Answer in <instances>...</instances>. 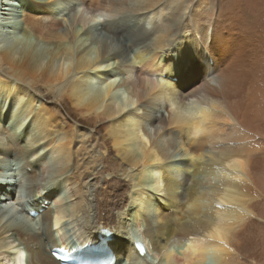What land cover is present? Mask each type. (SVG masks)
<instances>
[{"label": "bare ground", "instance_id": "1", "mask_svg": "<svg viewBox=\"0 0 264 264\" xmlns=\"http://www.w3.org/2000/svg\"><path fill=\"white\" fill-rule=\"evenodd\" d=\"M27 1L53 46L13 35L23 4L0 0V91L17 128L33 114L24 144L0 145L27 170L0 171L25 219L0 214V261L60 264L52 247L91 241L117 264H264V0ZM58 178L79 184L70 202Z\"/></svg>", "mask_w": 264, "mask_h": 264}, {"label": "rangeland", "instance_id": "2", "mask_svg": "<svg viewBox=\"0 0 264 264\" xmlns=\"http://www.w3.org/2000/svg\"><path fill=\"white\" fill-rule=\"evenodd\" d=\"M21 1V4H23V7L24 8H22V10H21V12L18 14L17 12H16V14H17V16H16V22H15V24L16 25H18V27L20 28V31L18 32V31H16V32H13L14 34L13 35H15V33H16V36H23L24 34H23V29H25L24 27H27L29 30H31L30 31V36L32 37V39L36 42H38L42 47L44 46V48H48L49 46H53L52 44V42H50V43H48L46 40H43L41 37H38V35H37V30L35 29V28H33L31 25H29V23H28V21H27V19H26V15L28 16V14H36V12H38V11H34L35 10V8H34V5H33V3H31L30 1H27V0H20ZM11 3H12V1H10ZM4 4L5 3H3V4H1L0 5V19H5V13H6V10H5V13L4 12H2L3 10H1V8H6V6H4ZM23 9L25 10V11H23ZM18 11V10H17ZM44 12H41V15L43 14ZM21 15V16H20ZM29 17V16H28ZM2 29L0 28V39H2L1 38V36H3L2 34H3V31H1ZM36 30V31H35ZM97 32H100V31H97ZM41 38V39H40ZM12 41V40H11ZM33 41V42H34ZM36 42V43H37ZM11 43V42H10ZM17 43V42H16ZM37 43V44H38ZM11 44H13V42L11 43ZM200 66H202L203 67V65L202 64H199ZM186 73V72H185ZM204 73V70H203V68L202 69H199V73H198V76H201L202 74ZM14 104V102H12L11 100H9V97L7 98L6 97V94L4 93V91H0V105H1V107H2V113H3V116L1 117V119H0V121H1V125H0V145H1V142H3V143H6V144H8V143H10V145L14 148V144L15 143H20V144H24V141L26 140V138H24V137H27V134H24L25 132H24V129L26 130V125L27 124H29L31 121H32V116H33V114H30V115H25V116H23V118L25 117V120H24V124L22 123V125H24V126H21V128H20V126L17 128V125H16V120H14L13 119V117L15 118L17 115H16V111H19V110H21V106L19 105V104H15V105H13ZM17 105H19V106H17ZM4 106V107H3ZM16 121V122H15ZM9 122H11V123H9ZM16 125V126H15ZM13 126H15V127H13ZM11 127H12V130H11ZM3 128V129H2ZM15 129H17V131L15 130ZM20 129V130H19ZM16 131V133L14 134V131ZM3 131V132H2ZM8 131V132H7ZM11 134H12V136H11ZM21 134V135H20ZM26 135V136H25ZM15 136V137H14ZM4 137V138H3ZM14 144H13V143ZM38 145V144H37ZM43 145H44V143H43V141L41 140L40 141V146H42L43 147ZM35 146H36V143H35ZM44 151H47V153H46V155H48V157H52L51 155H50V152H48V151H50L49 150V148L47 149V150H42V153L44 152ZM10 153V154H9ZM9 153H7V154H3V155H5L6 156V158H5V160H4V162L3 161H0V171L4 174V178H6V179H12L13 178V176L15 175L14 173H17L16 171H18V172H26L27 170H26V168H24V166L22 165V164H20L19 165V162H18V157H17V154L12 150V151H10ZM15 154V155H14ZM45 154V153H44ZM2 156V154H0V157ZM15 156V157H14ZM47 157V158H48ZM14 158H16V160L14 159ZM37 160V159H36ZM35 161V160H34ZM2 162V163H1ZM17 162V163H16ZM11 163V164H10ZM13 163V164H12ZM182 163V161H179V159L178 160H176V163H175V165H180ZM15 164V165H14ZM50 165H51V163H50ZM7 166V167H6ZM21 166V167H20ZM15 170H14V169ZM24 168V169H23ZM28 169H30L29 170V173H32L35 169H33V168H31V167H28ZM10 170V171H9ZM24 170H26V171H24ZM192 170H193V167H192ZM6 171V172H5ZM13 171V172H12ZM10 172V173H9ZM6 173V174H5ZM34 174H35V172H33ZM3 174H1L2 176H3ZM11 174V175H10ZM9 175V176H8ZM56 174H55V172H52V173H46V177H47V180L46 181H43L44 183H46V182H48V183H50L49 185H47V186H50L51 184H52V182L53 181H51L50 179H49V177L50 176H55ZM12 176V177H11ZM61 178H58L57 180H56V182H58V183H60V181H61V183L59 184V185H56V187H55V189H56V191H57V193L58 194H60V195H62V197L64 196V197H66L67 198V201L69 200V202H70V199L71 200H73V198L71 197V198H69V195H72V189H71V184H72V186L74 185L75 187L76 186H79V184H76V183H70L69 181L67 182H62V180L64 179H61ZM92 181H88L87 183H86V186H87V193H86V195H87V197H88V201H93V188H94V186H95V183H91ZM47 183V184H48ZM90 187H89V186ZM4 186H5V184H0V194H2V191H3V188H4ZM23 191V193L24 194H27V196L29 197V190H28V188H25L24 187V189L22 190ZM22 193V194H23ZM22 197V196H21ZM69 198V199H68ZM10 201V202H9ZM5 202H6V205H5ZM8 202V203H7ZM4 204V205H3ZM3 204L1 203L0 205H1V213L0 214H4L5 216H6V214H7V217H5L3 214V217H5L6 219H4V221L5 220H9V219H11L12 220V218L13 219H15L16 221H20V222H24V216L23 215H21L19 212H18V210H16L17 208H18V205H17V201L15 202V200L13 199V197H11V199H9L8 201H4L3 202ZM89 206H90V202H89ZM185 208H187L188 207V203L187 204H185ZM12 209H11V208ZM10 209V210H9ZM168 213H173V208L172 209H169L168 210ZM1 215V216H2ZM12 216V217H11ZM15 216V217H14ZM87 217V218H86ZM94 217V210H93V208H92V206H90V207H88L87 206V211H85V213L83 214V215H81L80 217H79V219H73V218H71L68 222H66L65 223V230H66V234L69 236V237H71V238H76L77 237V235L79 234V231L77 230V228H78V224L80 223H82L84 220H87V219H91V218H93ZM9 218V219H8ZM78 220V221H77ZM144 224H145V226L144 227H146V224L147 223H145L144 222ZM77 234V235H76ZM45 238H46V236H44V240H45ZM182 238H184V237H182L181 235H174V237H173V240L172 241H175V242H177L178 240H180V239H182ZM124 240H126V239H124ZM127 241V240H126ZM127 243L128 244H131V242L130 241H127ZM171 244H175V243H171ZM182 244H184V242H182L181 243V245ZM37 244H35V245H33V249L34 250H39L38 249V245L36 246ZM151 252H149L148 254H147V257L145 256V260L146 261H149V262H154L155 264L156 263H158V259H157V257H154V255L152 254H150ZM26 258H27V260L26 261H29V259H30V255H29V258H28V256H26ZM144 260V261H145Z\"/></svg>", "mask_w": 264, "mask_h": 264}, {"label": "snow or ice", "instance_id": "3", "mask_svg": "<svg viewBox=\"0 0 264 264\" xmlns=\"http://www.w3.org/2000/svg\"><path fill=\"white\" fill-rule=\"evenodd\" d=\"M222 242V241H221ZM133 247H135L134 245H133ZM0 264H3V261H0Z\"/></svg>", "mask_w": 264, "mask_h": 264}]
</instances>
